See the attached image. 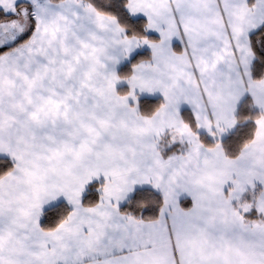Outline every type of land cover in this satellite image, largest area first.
Masks as SVG:
<instances>
[{
    "label": "snow or ice",
    "instance_id": "snow-or-ice-1",
    "mask_svg": "<svg viewBox=\"0 0 264 264\" xmlns=\"http://www.w3.org/2000/svg\"><path fill=\"white\" fill-rule=\"evenodd\" d=\"M0 264H264V0H0Z\"/></svg>",
    "mask_w": 264,
    "mask_h": 264
}]
</instances>
